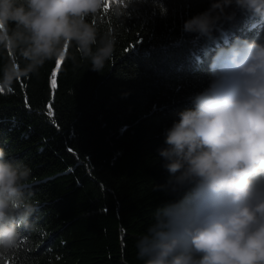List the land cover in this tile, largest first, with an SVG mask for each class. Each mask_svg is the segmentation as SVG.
Masks as SVG:
<instances>
[{
    "label": "trees",
    "instance_id": "trees-1",
    "mask_svg": "<svg viewBox=\"0 0 264 264\" xmlns=\"http://www.w3.org/2000/svg\"><path fill=\"white\" fill-rule=\"evenodd\" d=\"M210 3L139 0L124 26L101 15L95 22L115 27L118 37L102 73L76 54L75 64L60 62L55 89L53 60L0 93V147L31 168L38 206L34 230L4 264H142L137 239L156 208L183 195L156 190L169 180L158 154L165 130L208 86L206 53L264 30L237 12L211 37L183 32ZM6 58L0 53V66Z\"/></svg>",
    "mask_w": 264,
    "mask_h": 264
},
{
    "label": "clouds",
    "instance_id": "clouds-1",
    "mask_svg": "<svg viewBox=\"0 0 264 264\" xmlns=\"http://www.w3.org/2000/svg\"><path fill=\"white\" fill-rule=\"evenodd\" d=\"M139 0H0V93L39 75L48 61L76 54L102 73L111 63L115 27ZM240 12L264 25V0H211L183 24V32L211 37ZM74 48L75 54L68 49ZM209 56V84L193 93V107L176 115L158 149L169 173L156 190L179 195L155 209L136 241L142 264H264V30L235 37ZM31 168L0 147V264L34 230Z\"/></svg>",
    "mask_w": 264,
    "mask_h": 264
},
{
    "label": "snow or ice",
    "instance_id": "snow-or-ice-1",
    "mask_svg": "<svg viewBox=\"0 0 264 264\" xmlns=\"http://www.w3.org/2000/svg\"><path fill=\"white\" fill-rule=\"evenodd\" d=\"M59 69H56L54 70L53 72V78L51 80V88L55 89L57 87V82H56V79H55V75H56V71H58ZM50 116L53 115L52 111H51V106L49 105V113H48Z\"/></svg>",
    "mask_w": 264,
    "mask_h": 264
},
{
    "label": "water",
    "instance_id": "water-1",
    "mask_svg": "<svg viewBox=\"0 0 264 264\" xmlns=\"http://www.w3.org/2000/svg\"><path fill=\"white\" fill-rule=\"evenodd\" d=\"M59 65H60V64H59ZM56 69H58V67H56ZM56 69H55V70H56ZM56 73H57V71H56Z\"/></svg>",
    "mask_w": 264,
    "mask_h": 264
}]
</instances>
